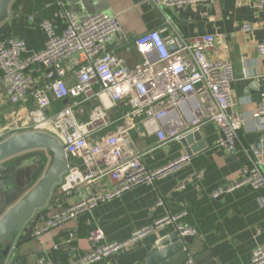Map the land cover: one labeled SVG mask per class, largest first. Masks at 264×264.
Masks as SVG:
<instances>
[{"label":"built area","instance_id":"1","mask_svg":"<svg viewBox=\"0 0 264 264\" xmlns=\"http://www.w3.org/2000/svg\"><path fill=\"white\" fill-rule=\"evenodd\" d=\"M147 1L160 12L214 2ZM258 7L264 12V0H259ZM63 20L65 29L61 35L57 34L53 21H42L47 42L40 53L29 54L23 40L0 36V72L6 97L31 122L29 131L54 136L68 158V170L53 196L59 193L68 198L82 187L90 190L74 204L60 208L52 203V196L48 205L50 215L34 230L35 237L92 213L98 206L139 186L154 185L190 165L193 157L184 153L173 162L149 170L134 144L133 135L138 127L148 137H156V147H161L181 142L205 124L213 123L218 129L216 147L232 156L245 152L249 164L244 167L240 181L216 188L211 197L219 199L243 186L264 190V133L257 146L246 148L240 144L243 117L232 113L236 74L229 62L207 57L216 46L215 36L187 39L168 22L162 29L152 30L135 41L143 61L130 68L123 58L110 51L112 42L122 32L117 18L96 13L80 20L77 14L64 10ZM241 29L249 34L252 27L243 24ZM257 52L264 63V43L257 45ZM28 102L32 108L26 106ZM56 104L63 106L56 110ZM88 106L92 109L84 114ZM119 107L127 110L115 113ZM83 115L87 119H80ZM262 116L264 103L254 113L255 119ZM18 132L17 128L0 127V143ZM204 175L201 171L197 178L201 180ZM107 182L110 189L104 187ZM183 188L181 185L180 189ZM182 217L183 214L168 215L120 243H105V233L97 226L89 238L93 250L67 264H94L102 260L116 264L121 252L168 226H174L182 239L194 240L197 231L181 224ZM70 237V242L76 241L74 233ZM38 264L51 263L40 259ZM250 264H264V245L253 251Z\"/></svg>","mask_w":264,"mask_h":264},{"label":"crops","instance_id":"2","mask_svg":"<svg viewBox=\"0 0 264 264\" xmlns=\"http://www.w3.org/2000/svg\"><path fill=\"white\" fill-rule=\"evenodd\" d=\"M258 3L259 0H214L210 5L172 7L160 12L147 0H14L8 18L0 26V36L23 40L29 54L40 53L47 42L42 21H53L57 34L61 35L65 29L64 10L77 14L80 20L91 14L106 13L117 18L122 28L110 51L134 68L143 61L135 41L152 30L162 29L168 22L187 39L213 35L216 46L207 57L212 61H227L233 67L236 80L232 113L243 117L239 141L248 148L257 146L264 133V116L254 118L257 107L264 103V63L257 52V45L264 43V12ZM243 24L251 25L249 34L242 32ZM61 105L56 104L55 109H61ZM26 106L32 108L31 102ZM126 110L119 107L115 113ZM27 123L19 108L6 97L0 72V127L17 128L18 133H23L30 129ZM200 132L207 148L197 154L189 166L154 185L139 186L39 238L33 234L25 243L20 240L21 246L15 249L16 264H38L40 259L51 264H67L93 250L94 244L89 238L97 226L105 233V243H120L128 241L133 232L151 227L157 220L182 214L180 223L197 231L193 250L196 257L199 256L198 264H250L253 251L264 245V190L243 186L213 199V190L241 180L249 158L243 151L232 156L216 147L218 129L215 124H205ZM133 137L149 170L158 169L186 153L181 142L156 147L157 138L139 130ZM201 171L205 175L200 180L197 175ZM104 187L110 189L111 184L107 182ZM97 188L100 187L93 189ZM89 191L82 187L68 198L56 194L52 203L58 208L74 204ZM175 232L174 226L154 231L121 252L115 259L116 264H142L156 248L158 240ZM73 233L76 241L70 242ZM94 264L108 262L102 260Z\"/></svg>","mask_w":264,"mask_h":264},{"label":"water","instance_id":"3","mask_svg":"<svg viewBox=\"0 0 264 264\" xmlns=\"http://www.w3.org/2000/svg\"><path fill=\"white\" fill-rule=\"evenodd\" d=\"M13 1L0 0V26ZM138 130L143 132L142 127ZM181 144L193 158L207 148L200 131L185 137ZM68 167L64 147L50 134L27 131L0 143V264L17 263L19 241L27 242L49 217V202ZM193 245V240L182 239L175 232L158 240L142 264H198Z\"/></svg>","mask_w":264,"mask_h":264},{"label":"trees","instance_id":"4","mask_svg":"<svg viewBox=\"0 0 264 264\" xmlns=\"http://www.w3.org/2000/svg\"><path fill=\"white\" fill-rule=\"evenodd\" d=\"M85 109H86V110H85L84 114H86L87 111L91 110L92 107H91V106H88V108L86 107ZM86 118H87V117H85V115H83V119H86ZM80 119H82V118H80ZM58 196L62 197L61 195H59V193H58Z\"/></svg>","mask_w":264,"mask_h":264},{"label":"rangeland","instance_id":"5","mask_svg":"<svg viewBox=\"0 0 264 264\" xmlns=\"http://www.w3.org/2000/svg\"><path fill=\"white\" fill-rule=\"evenodd\" d=\"M27 126H31V122L28 121Z\"/></svg>","mask_w":264,"mask_h":264}]
</instances>
